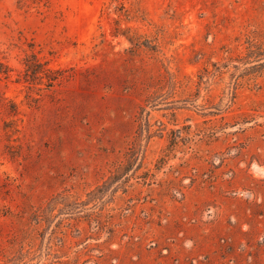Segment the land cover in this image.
I'll return each instance as SVG.
<instances>
[{
	"label": "rangeland",
	"instance_id": "rangeland-1",
	"mask_svg": "<svg viewBox=\"0 0 264 264\" xmlns=\"http://www.w3.org/2000/svg\"><path fill=\"white\" fill-rule=\"evenodd\" d=\"M0 63V264H264V0H0Z\"/></svg>",
	"mask_w": 264,
	"mask_h": 264
},
{
	"label": "trees",
	"instance_id": "trees-1",
	"mask_svg": "<svg viewBox=\"0 0 264 264\" xmlns=\"http://www.w3.org/2000/svg\"><path fill=\"white\" fill-rule=\"evenodd\" d=\"M0 71H3V72H7L8 71V67L7 66H4L2 63H0ZM35 72V70H33ZM53 78V77H51Z\"/></svg>",
	"mask_w": 264,
	"mask_h": 264
}]
</instances>
